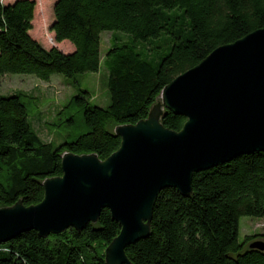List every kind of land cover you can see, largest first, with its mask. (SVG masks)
Here are the masks:
<instances>
[{
    "label": "trees",
    "instance_id": "obj_1",
    "mask_svg": "<svg viewBox=\"0 0 264 264\" xmlns=\"http://www.w3.org/2000/svg\"><path fill=\"white\" fill-rule=\"evenodd\" d=\"M43 6L45 2L43 1ZM36 4L0 0V90L7 75H54L73 81L98 73L101 42L114 34L105 54L111 104L94 107L80 90L66 110L78 111L88 131L73 140L76 113H69L64 143L55 147L32 129L29 107L36 98L0 94V208L20 200L34 206L43 183L62 176L65 154L97 155L104 161L121 145L119 126L146 119L167 85L200 65L216 49L264 29V0H56L50 27L69 53L46 49L31 35ZM124 34L127 38H123ZM186 119L169 113L163 125L180 132ZM193 195L160 193L151 235L126 249L133 264H264V252L250 249L264 235L239 241L244 217L264 219V152L194 174ZM121 226L103 210L97 224L39 238L26 232L0 244V264H106L105 251Z\"/></svg>",
    "mask_w": 264,
    "mask_h": 264
},
{
    "label": "water",
    "instance_id": "obj_2",
    "mask_svg": "<svg viewBox=\"0 0 264 264\" xmlns=\"http://www.w3.org/2000/svg\"><path fill=\"white\" fill-rule=\"evenodd\" d=\"M169 113L187 120L180 132L163 125ZM115 134L120 148L104 161L65 154L40 204L0 208V244L31 231L41 239L82 232L109 210L121 231L105 262L133 264L126 249L150 237L162 191L190 198L194 174L264 152V29L216 49L167 85L146 119ZM250 249L264 252V242Z\"/></svg>",
    "mask_w": 264,
    "mask_h": 264
},
{
    "label": "rangeland",
    "instance_id": "obj_3",
    "mask_svg": "<svg viewBox=\"0 0 264 264\" xmlns=\"http://www.w3.org/2000/svg\"><path fill=\"white\" fill-rule=\"evenodd\" d=\"M15 0H6L13 2ZM36 4L33 21L32 37L39 41L46 49L58 47L65 53L74 50L73 45L65 41L61 44L55 42V35L50 27L54 22L53 9L56 0H31ZM45 2L43 6L42 2ZM123 38L126 35L120 34ZM113 33L106 32L102 35L101 56L102 65L98 73L86 74L78 77V81H73L61 75H54L49 82H44L31 75H7L3 78L0 94L3 97L14 95H26L36 98L35 105L29 107V123L32 129L46 143H53L58 147L64 143L67 135L65 120L69 113L66 108L73 97L79 94L80 90L90 94V102L94 107L107 109L111 104V97L108 90L109 72L104 64L105 54L112 46ZM76 110V128L72 131L74 139L86 133L88 128L82 120V114ZM254 235H264V219L244 217L240 221L239 241L243 242L246 237ZM264 242V241H263Z\"/></svg>",
    "mask_w": 264,
    "mask_h": 264
}]
</instances>
